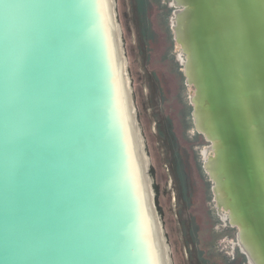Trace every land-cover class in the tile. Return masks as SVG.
Here are the masks:
<instances>
[{
  "label": "water",
  "instance_id": "1",
  "mask_svg": "<svg viewBox=\"0 0 264 264\" xmlns=\"http://www.w3.org/2000/svg\"><path fill=\"white\" fill-rule=\"evenodd\" d=\"M204 170L264 264V0H171ZM141 0H0V264H203Z\"/></svg>",
  "mask_w": 264,
  "mask_h": 264
},
{
  "label": "rangeland",
  "instance_id": "2",
  "mask_svg": "<svg viewBox=\"0 0 264 264\" xmlns=\"http://www.w3.org/2000/svg\"><path fill=\"white\" fill-rule=\"evenodd\" d=\"M171 0H141L145 37L148 44L146 72L152 73L163 104L162 114L171 120V132L180 150L191 206L199 231L197 252L203 264H250L237 243L238 228L224 221L214 201L213 183L204 170V151L209 146L203 135L196 133L191 116L189 87L180 60V49L172 31L174 11Z\"/></svg>",
  "mask_w": 264,
  "mask_h": 264
}]
</instances>
